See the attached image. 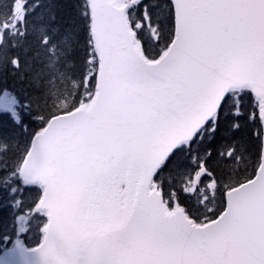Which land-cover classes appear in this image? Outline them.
<instances>
[{
    "label": "snow or ice",
    "instance_id": "obj_1",
    "mask_svg": "<svg viewBox=\"0 0 264 264\" xmlns=\"http://www.w3.org/2000/svg\"><path fill=\"white\" fill-rule=\"evenodd\" d=\"M0 264H264V0H0Z\"/></svg>",
    "mask_w": 264,
    "mask_h": 264
}]
</instances>
